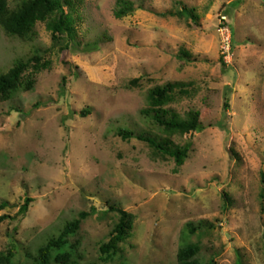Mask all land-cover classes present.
Returning <instances> with one entry per match:
<instances>
[{"label":"rangeland","instance_id":"374dc122","mask_svg":"<svg viewBox=\"0 0 264 264\" xmlns=\"http://www.w3.org/2000/svg\"><path fill=\"white\" fill-rule=\"evenodd\" d=\"M76 1L78 34L65 40L68 49L54 46L44 23L33 42L0 29V75L38 50L50 63L29 77L30 91L0 102V218L10 217L0 223V252L32 264L39 248L86 214L69 239L78 264H177L187 244L201 246L203 264H264V0H128L136 11L121 20L118 0ZM179 2L197 10L199 24L170 14ZM223 16L233 36L229 65ZM168 82L193 84L169 107L181 116L199 111L204 127L173 137L191 144L179 169L117 134L163 136L141 111L149 91ZM114 205L134 226L105 262L100 246L120 218Z\"/></svg>","mask_w":264,"mask_h":264},{"label":"trees","instance_id":"16d2710c","mask_svg":"<svg viewBox=\"0 0 264 264\" xmlns=\"http://www.w3.org/2000/svg\"><path fill=\"white\" fill-rule=\"evenodd\" d=\"M179 6L183 8L175 13L170 12L172 16H186L195 24H199L200 17L195 8H189L182 2H179ZM78 8L79 2L76 0H20L15 7H11L10 0H0V29L8 37L33 42L37 38V24L44 23L51 34L54 46L61 45L62 50L68 49V45H62L67 38L72 41L77 38L78 31L75 26L79 17L76 18L75 15ZM135 11L134 3L128 0H118L114 15L116 19L121 20L133 15ZM163 16L165 17L166 14ZM227 25L229 26L228 23ZM185 56H187L186 53ZM43 60V55L38 50L28 61L20 60L8 73L0 75V102L11 100L20 91H30L34 82L29 77L40 73L50 65V63ZM31 69L33 72L28 74L29 76L25 79L26 74ZM192 88V83L168 82L149 91L147 97L148 107L142 110L141 114L154 123L162 131L163 136L147 132L136 134L127 129H120L117 133L118 136L125 141L137 138L147 143L154 150L156 156L162 159H173L176 167L181 168L189 158L191 144L177 145L172 140L173 137L198 133L204 127L199 111L191 110L186 116H181L169 106L179 96L191 95ZM82 115L86 117V115ZM32 202L31 198H27L20 208V214H27ZM4 208V206H0V211ZM111 211L118 214L120 218L115 225L110 240L100 246V253L105 262L112 261L115 258L120 250V245L130 238L134 226L133 216L124 209L114 205V207H111ZM86 216V214H81L80 218L67 223L57 237L50 239L37 250V256L33 258L32 264H78L75 246L69 243V239L75 237ZM9 218V216L1 217L0 223ZM213 228V224H209L208 229ZM190 229L193 234L199 229H204V226L200 223L197 228L190 226ZM200 254L201 246L199 244H187L179 249L177 264H203ZM14 259L13 253L0 252V264H30L14 262ZM211 264H213V261ZM240 264H242V261Z\"/></svg>","mask_w":264,"mask_h":264},{"label":"built area","instance_id":"2783aa9c","mask_svg":"<svg viewBox=\"0 0 264 264\" xmlns=\"http://www.w3.org/2000/svg\"><path fill=\"white\" fill-rule=\"evenodd\" d=\"M219 25L221 35V53L226 64H230L233 58V36L230 26L227 25V18L222 17Z\"/></svg>","mask_w":264,"mask_h":264}]
</instances>
